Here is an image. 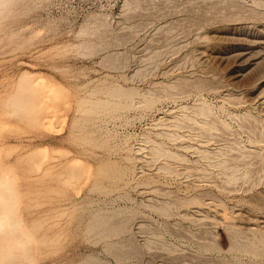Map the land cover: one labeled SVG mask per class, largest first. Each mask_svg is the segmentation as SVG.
Wrapping results in <instances>:
<instances>
[{
    "label": "rangeland",
    "instance_id": "rangeland-1",
    "mask_svg": "<svg viewBox=\"0 0 264 264\" xmlns=\"http://www.w3.org/2000/svg\"><path fill=\"white\" fill-rule=\"evenodd\" d=\"M262 15L264 0H0V179L14 193V220L29 233L31 248L30 261L9 248L4 256L0 251V263L254 264L240 251L244 238L228 254L211 218L182 206L195 191L193 178L177 175L175 159L151 154L147 144L135 166L125 161L140 144L135 137L157 130L155 120L175 104L142 119L124 113L127 123L102 116L97 125L84 123L78 110L83 97L109 83L161 93V84L193 62L198 33L217 24L261 23ZM170 68L176 75L164 76ZM224 75L213 82L221 85ZM107 128L115 137L110 146L100 141ZM127 135L133 137L125 144ZM113 142L124 144L110 151ZM109 161L125 170L112 184L101 171ZM61 165L72 168L70 178L60 175ZM102 218L117 234L90 230ZM199 237L222 243V252L205 250Z\"/></svg>",
    "mask_w": 264,
    "mask_h": 264
},
{
    "label": "bare ground",
    "instance_id": "bare-ground-1",
    "mask_svg": "<svg viewBox=\"0 0 264 264\" xmlns=\"http://www.w3.org/2000/svg\"><path fill=\"white\" fill-rule=\"evenodd\" d=\"M197 35L195 39L197 44L195 43L196 47L191 54L193 62L189 64L190 66L181 64L185 67H180L176 76L173 74L174 66L164 72V76L173 74L175 77L170 83L159 86L161 93L151 89L147 91L137 88L126 89L109 83L83 97L78 112L81 114L80 117L84 114L81 120L88 124L97 125L99 122L101 124L102 116L110 117L111 121L122 119L127 123L130 117L123 116L124 113L136 111L139 113L138 119H142L149 112L159 111L161 109L158 108L159 105L163 110L164 104H175L172 110L165 111V116L155 120L157 130L138 134L135 137L136 142L140 144L137 148L134 147V150H130L131 155L129 153L125 161L135 166L137 156L142 155L146 148L144 145L147 144L152 145L151 154L175 159L180 168L177 170V175L181 180L193 178L191 181L195 191L192 198H186L184 201V198H180L183 201L182 206H194L197 210L206 213L205 219L211 218L210 222L222 230L221 239L228 242L229 248L226 249L228 254L239 250L236 240L237 238L239 240V237L244 238L247 246L244 249L240 248V251L245 252L248 259H252L256 264H264V216L257 214L258 211L264 213V116L262 115L264 104L260 103L264 101V21L261 23L236 21L220 26L217 24ZM180 63L182 61L178 64ZM197 67H201L200 70H197ZM221 73L225 74L222 78V86L213 82L221 78L219 77ZM204 81L213 82L219 87L212 83L210 86L207 84L206 87ZM213 100L217 101L215 105ZM254 107L257 111H253ZM105 133L100 138L102 140H99L102 145L110 146V142L115 140L114 134L108 128ZM131 137L133 136H125L124 143H128ZM124 143L113 142L110 151L119 150L118 148ZM134 154L136 157L133 156ZM139 159L141 160L140 157ZM76 163L74 161V164ZM59 167L60 175L64 172L68 174H66L67 178H70L72 168L70 171L63 165ZM105 167L101 171L110 184L125 173L124 168L110 161ZM125 168L132 169L129 166ZM133 169L135 170L134 167ZM77 172L74 174L77 175ZM54 178L56 180V177ZM202 182L205 186L200 185ZM99 186L94 185V189ZM0 189L4 191H0L2 192L0 194L1 256H4L3 254L10 248L13 250L12 256L16 259L30 261L31 248L28 246L30 235L20 232V223L14 220L15 214L11 210L14 193L9 189L5 178L0 179ZM103 220L96 221L90 226V230L101 235L104 233L106 236L117 234L118 227L115 230L112 227L114 225L111 226L110 222ZM200 239L198 244L205 241L203 238ZM205 242L201 244L205 250L222 252V243L216 245Z\"/></svg>",
    "mask_w": 264,
    "mask_h": 264
}]
</instances>
